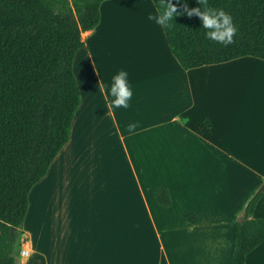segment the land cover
I'll return each instance as SVG.
<instances>
[{
	"label": "crops",
	"instance_id": "1",
	"mask_svg": "<svg viewBox=\"0 0 264 264\" xmlns=\"http://www.w3.org/2000/svg\"><path fill=\"white\" fill-rule=\"evenodd\" d=\"M129 4L104 1L100 23L82 33L76 52L80 104L68 141L29 192L17 264H227L234 222L250 197L264 190V103L236 108L209 76L245 56L185 69L163 28L147 19L145 5L156 9L152 0L134 4L143 7L138 20L144 28L124 25L123 16L119 24L126 28L113 29V10L121 6L125 15ZM252 57L251 64L264 68V59ZM87 66L90 94L82 87ZM120 69L127 70L133 89L127 108L108 103L106 85ZM87 115L89 125L82 123ZM130 122L136 124L131 131ZM83 154L96 166L83 186L75 176L69 187V157L77 161ZM152 165L161 167V178H153ZM158 185L169 189L170 205L156 200ZM188 212L197 214L196 223L185 219ZM252 216L264 217V193ZM245 264H264V241Z\"/></svg>",
	"mask_w": 264,
	"mask_h": 264
},
{
	"label": "trees",
	"instance_id": "2",
	"mask_svg": "<svg viewBox=\"0 0 264 264\" xmlns=\"http://www.w3.org/2000/svg\"><path fill=\"white\" fill-rule=\"evenodd\" d=\"M104 1L0 0V264H17L29 192L69 139L81 99L74 57L84 44L82 33L100 23ZM171 2L180 14L163 31L183 68L246 55L264 59V0H208L207 6L233 17L238 31L228 44L210 41L200 17L187 14L185 4L198 8L199 0ZM263 193L259 188L234 222L235 246L227 264H245L246 255L264 241V217L252 216ZM155 197L171 204L166 186H158ZM185 219L198 221L195 212Z\"/></svg>",
	"mask_w": 264,
	"mask_h": 264
},
{
	"label": "rangeland",
	"instance_id": "3",
	"mask_svg": "<svg viewBox=\"0 0 264 264\" xmlns=\"http://www.w3.org/2000/svg\"><path fill=\"white\" fill-rule=\"evenodd\" d=\"M135 1L139 2V0H129L130 4L128 5L129 8L127 9L128 10L127 12L132 11L133 9H135L136 11L138 9L134 5ZM148 1L151 2V0H148ZM141 2L143 3V1H140V3ZM124 5L125 4L121 6L124 7ZM121 6H117V8L114 9L116 11L113 10L114 13L110 17L111 22L112 21L116 22V25H114L113 27V29L115 28L116 30L126 28V26L123 27V25L119 24L121 22L120 17H123V16L126 17L124 13L122 14V13H119L118 11ZM146 6L147 5H145L144 10L148 14L150 12L148 11V8H146ZM154 9L155 7L153 6V10ZM144 25L143 23L142 25L135 24V28L142 29L144 28ZM117 54L118 55H114L112 57L113 60H116L117 57H121L119 55L121 54V51ZM77 55L78 54H76V57L74 59V73L75 75L78 74L79 76L80 58L79 57L77 58ZM244 59L239 60L238 62L221 64L217 68L210 70L209 76L211 78V82L214 87H216L217 89H221L222 91H226L228 103H230L232 99L236 108L243 109V110H251L257 107H261V105L264 103V68L260 66H257L256 68V65L254 67V65L251 64L252 63L251 61L254 60L255 58H253L252 56H245ZM90 72H91L90 66H87V68L83 69V72H82L83 76L88 78V80H84L83 85H82L84 92L87 94L94 92V88L91 85ZM80 90H81V87H80ZM90 121H91V117L89 115L82 118V123H85L87 125H89ZM78 122L79 120L77 117V121H75V124L73 125V128H72L73 129L72 131L73 142H75V139H76V130H78V125H77ZM87 134L89 136V133ZM80 150H85V147H83ZM116 153H117V156L123 155L121 149L119 148H116ZM86 159H87L86 157L84 159V154L82 158L78 159L77 161L75 160V157L73 155L69 157V163L67 165L68 166L67 168L68 180H69L67 185H69V187L74 186L75 176H77L78 178L77 183L83 186V184L85 183L86 177H87L86 173L96 166L90 160H86ZM123 166H126V165H123ZM152 167L153 168L151 169H153V178H154V175L156 177L155 180L161 178V174H160L161 167L159 165H152ZM163 170L164 169L162 165V171ZM158 186H166V185H158ZM158 186H156V188ZM154 195H155V191H154Z\"/></svg>",
	"mask_w": 264,
	"mask_h": 264
},
{
	"label": "clouds",
	"instance_id": "4",
	"mask_svg": "<svg viewBox=\"0 0 264 264\" xmlns=\"http://www.w3.org/2000/svg\"><path fill=\"white\" fill-rule=\"evenodd\" d=\"M158 9L155 12L148 13L147 19L153 21L162 28L170 27V21L174 22L173 17L180 13L176 11V5L171 0H157ZM200 7L188 8L185 4V10L188 15L196 13L200 17L201 26L205 29L204 35L211 41L222 44L231 43L238 28L234 23L230 13L223 9H217L207 6L208 0H199ZM107 94L110 97L108 103L112 107L127 108L129 100L133 95V89L128 80V72L120 69L111 77V82L106 85ZM136 127L134 122L126 125L128 130Z\"/></svg>",
	"mask_w": 264,
	"mask_h": 264
},
{
	"label": "bare ground",
	"instance_id": "5",
	"mask_svg": "<svg viewBox=\"0 0 264 264\" xmlns=\"http://www.w3.org/2000/svg\"><path fill=\"white\" fill-rule=\"evenodd\" d=\"M136 2H134V4H135ZM135 5H137V4H135ZM141 7H142V5H140ZM140 6H137V12L135 11V9H133L132 11H129V12H127L125 15H127L128 17H129V19H128V17L126 16V23H124V25L126 24L127 25V22L129 23L128 25H130V27L131 28H133V29H135V24H139V20L142 18H139L140 17V15L142 16V14L143 13H145L144 12V10H141V9H143V7L141 8ZM139 8H141V9H139ZM140 11H141V13H140ZM143 11V12H142ZM136 13V14H135ZM123 14V13H122ZM139 16V17H138ZM138 18H139V20H138ZM136 19L138 20L137 22H136ZM144 23V22H143ZM142 24V23H141ZM140 24V25H141ZM129 27V28H130ZM254 67H255V65H254ZM256 68H257V66H256ZM260 68V67H259ZM253 70H254V68H253Z\"/></svg>",
	"mask_w": 264,
	"mask_h": 264
},
{
	"label": "built area",
	"instance_id": "6",
	"mask_svg": "<svg viewBox=\"0 0 264 264\" xmlns=\"http://www.w3.org/2000/svg\"><path fill=\"white\" fill-rule=\"evenodd\" d=\"M27 252H28V250H27L26 248H23V249H22V253H23V254H26Z\"/></svg>",
	"mask_w": 264,
	"mask_h": 264
},
{
	"label": "water",
	"instance_id": "7",
	"mask_svg": "<svg viewBox=\"0 0 264 264\" xmlns=\"http://www.w3.org/2000/svg\"><path fill=\"white\" fill-rule=\"evenodd\" d=\"M16 229V227L15 226H12V228H11V233L14 231Z\"/></svg>",
	"mask_w": 264,
	"mask_h": 264
}]
</instances>
